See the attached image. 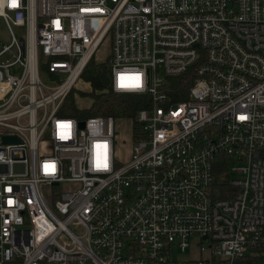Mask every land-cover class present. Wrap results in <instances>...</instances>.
Wrapping results in <instances>:
<instances>
[{
	"label": "built area",
	"instance_id": "built-area-1",
	"mask_svg": "<svg viewBox=\"0 0 264 264\" xmlns=\"http://www.w3.org/2000/svg\"><path fill=\"white\" fill-rule=\"evenodd\" d=\"M0 16L13 38L0 51V264H235L264 247V0H0ZM108 39L112 90L145 107L62 115Z\"/></svg>",
	"mask_w": 264,
	"mask_h": 264
},
{
	"label": "trees",
	"instance_id": "trees-1",
	"mask_svg": "<svg viewBox=\"0 0 264 264\" xmlns=\"http://www.w3.org/2000/svg\"><path fill=\"white\" fill-rule=\"evenodd\" d=\"M82 78L90 85L89 93L93 97L92 104L86 108L79 107L69 95L60 110L62 115L77 117L81 120L93 116L131 117L145 107L147 95L116 93L112 90L109 62H96L92 59L83 72ZM193 79L192 71L188 72L182 78L174 81L173 86L176 90L183 88L188 91ZM220 196L224 197L225 194L222 193ZM254 251L256 254L238 258L235 264H264V247L256 248Z\"/></svg>",
	"mask_w": 264,
	"mask_h": 264
},
{
	"label": "rangeland",
	"instance_id": "rangeland-1",
	"mask_svg": "<svg viewBox=\"0 0 264 264\" xmlns=\"http://www.w3.org/2000/svg\"><path fill=\"white\" fill-rule=\"evenodd\" d=\"M15 35L20 38L24 34L23 28L14 27ZM12 34L7 27L4 19L0 16V51L3 50L6 46L12 43ZM110 48H111V41L108 39L106 42L102 44L100 49L95 55L94 60L96 62H106L108 63L110 60ZM16 47H14L10 52L5 54L2 60H13V54L16 53ZM13 71L17 73L19 70L18 68H13ZM43 80L48 84L55 83L54 80H49L48 75L41 72ZM91 90L90 85L83 80V78L77 82V84L73 87L69 95L76 101L77 105L82 108L90 107L93 101L92 95L89 93ZM86 92V93H82ZM68 95V96H69ZM67 98V97H66ZM66 100V99H65ZM65 102V101H64ZM119 130L121 132L120 139H119V147L117 150L118 158L122 161L126 160L130 154L131 149V141H132V129L131 124L128 121L122 120L119 122ZM125 141V142H124ZM126 143V144H124ZM198 255V250L195 246H191L188 248L187 252H182L177 250L176 248L173 249V258L174 259H188Z\"/></svg>",
	"mask_w": 264,
	"mask_h": 264
},
{
	"label": "water",
	"instance_id": "water-1",
	"mask_svg": "<svg viewBox=\"0 0 264 264\" xmlns=\"http://www.w3.org/2000/svg\"><path fill=\"white\" fill-rule=\"evenodd\" d=\"M55 77H58L57 75L55 76ZM82 127L85 125V122H81V124H80ZM16 137H11V136H7V137H5V141H8V142H11V141H16ZM22 169L23 167L22 166H19V165H16L15 166V169L17 170V169Z\"/></svg>",
	"mask_w": 264,
	"mask_h": 264
},
{
	"label": "snow or ice",
	"instance_id": "snow-or-ice-1",
	"mask_svg": "<svg viewBox=\"0 0 264 264\" xmlns=\"http://www.w3.org/2000/svg\"><path fill=\"white\" fill-rule=\"evenodd\" d=\"M15 3H16V0H13V6H15ZM122 79V81H123V77L121 78ZM135 79V81H136V85L135 86H139V77L137 76V77H135L134 78ZM121 86H127V85H124L123 83H122V85ZM242 119H243V117H242ZM106 147V146H105ZM104 166L106 167L107 166V163H106V156H105V163H104Z\"/></svg>",
	"mask_w": 264,
	"mask_h": 264
}]
</instances>
